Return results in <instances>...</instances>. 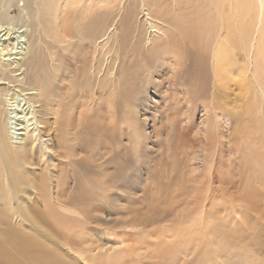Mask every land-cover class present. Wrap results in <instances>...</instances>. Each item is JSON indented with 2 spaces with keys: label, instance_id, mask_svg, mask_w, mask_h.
<instances>
[{
  "label": "bare ground",
  "instance_id": "obj_1",
  "mask_svg": "<svg viewBox=\"0 0 264 264\" xmlns=\"http://www.w3.org/2000/svg\"><path fill=\"white\" fill-rule=\"evenodd\" d=\"M12 1L0 0V264L127 263V256L133 253L135 258L138 257L143 243L150 247L151 239L146 240L143 235L135 238L136 247L127 245L116 250L112 240L109 241L105 236V230L108 226L116 225L117 220L122 221L126 233L135 234L144 228L131 224L136 221L135 201L132 199H142V203L144 196H137V190L130 191L131 186H126L128 182L139 184L141 179L138 183V174L118 179L113 175L117 171L113 170L112 174L109 168L102 171L101 177L96 171H86L88 165L83 168L84 174L79 169L83 164L79 162L82 160H76V154L83 148L91 149L89 160L94 166L110 161V155L104 152L105 145L101 141L104 126L97 122L94 114L102 118L109 108H113V114L110 115L112 119L118 104L128 109L141 106L146 111L150 93H160L157 79L166 77L168 74L162 73L171 67L172 74L166 77L172 83L171 92L174 96L175 92L183 97L186 95L185 103L194 105L191 94H182L183 90L192 83L191 76L198 85H204L208 73L199 74L201 79L193 73L178 74L180 65L174 66L173 63L183 56V50H196L201 54L200 59L208 60L209 64L205 67L213 76L215 87L225 88L227 82L235 79L240 80V87H245L249 54L247 45L251 48L256 43L249 54V63L255 62L256 73L264 78V0H173L171 7L175 10L167 9L166 12H175V16L162 13L156 7L155 0H135V4L128 8L127 18L120 25L114 22L116 18L110 16H114V9L121 0H106L108 12L97 14L84 28L74 33L67 28L66 17L79 0H37L34 2L35 10L27 6V23L30 17H34L31 12H35L37 18L32 23L36 30L31 27L34 33L29 34L28 38L18 35L22 30L15 38V34L11 36L14 17H9L6 10ZM99 1L88 0L86 10H92L88 5ZM164 1V5L169 8L167 0ZM250 11H253L252 17ZM134 14H138V17L132 25ZM28 25L32 26L30 23ZM36 32L47 37L51 46L44 47L43 41L40 43L39 37L35 36ZM70 37L84 40L91 49V55L87 56L85 52L80 59H74L73 66L80 70L79 74L72 72L69 63L73 60L65 55L66 51H73L68 44ZM115 43L121 44L122 48H117ZM115 46L119 52L114 49ZM44 49L48 51L47 59ZM246 50L248 52L244 54ZM143 51L147 63H143L144 57L141 63L146 65V71L153 69L148 75L153 74L157 79L148 80L144 76L146 74L139 71L144 66L138 65L137 68L134 67L136 61L131 63L139 54L142 56ZM129 61L130 65L127 63ZM197 84H194L196 88ZM134 98L136 105H133ZM94 106L97 109L91 112ZM243 112H247V109L243 108ZM140 128L145 131L144 123H141ZM92 134L95 136L91 137ZM126 138L131 139L129 133ZM256 145L262 144L258 142ZM124 153L122 151L119 154ZM261 156L255 160L259 161ZM111 157L115 163L118 161L117 154ZM123 158L121 165L132 161L128 156ZM141 163L143 166H140V171L150 170L151 166L145 165L149 164L147 157H143ZM189 168L192 170L190 174L183 178L181 174L176 180L177 184L180 179L182 184L190 183V186L181 189L180 197L172 203L196 205L197 191L202 189V185L205 194L201 200L206 202L205 205L208 203L212 207V203L224 198L226 183L231 181L227 179L226 172L220 170L221 167L212 169L216 175L209 172L210 168L203 175H195L196 166H193L192 161H189ZM253 171L256 179L260 171L254 166L250 176ZM171 175L174 174L171 172ZM214 180L218 182L219 190L216 197L213 193L216 187H212ZM249 180L251 182L252 179ZM122 185L126 187L121 188ZM143 189H140L141 192H145L146 189ZM148 201L154 209L155 195L149 194ZM235 201H240L238 196ZM103 205H108L106 207L112 212V217H108L110 223L101 221ZM218 205L213 206L216 216L223 211L217 208ZM182 209L176 211L180 213ZM210 209H206V213L213 215ZM165 213L166 208L159 209L156 217ZM189 214L193 218L192 211ZM128 215L132 216L131 221H128ZM73 226L79 227L76 233L70 230ZM81 229H90L94 237L84 234L82 237L79 232ZM167 234L176 236L175 231ZM192 234L194 229H181L179 237L183 238L179 242L190 239ZM76 235L81 237V242L76 240L73 243ZM162 245L165 247L167 242L166 245L159 244L160 247ZM151 250V253L157 251L155 248ZM174 251L165 247L159 256L168 261L172 259V262ZM68 257L75 261L69 262Z\"/></svg>",
  "mask_w": 264,
  "mask_h": 264
},
{
  "label": "rangeland",
  "instance_id": "obj_2",
  "mask_svg": "<svg viewBox=\"0 0 264 264\" xmlns=\"http://www.w3.org/2000/svg\"><path fill=\"white\" fill-rule=\"evenodd\" d=\"M134 1L135 0H121L120 4L114 9L115 17L110 16L113 19L116 18V21H114L115 23L118 22V25H120V22L121 24L124 23L128 16V8L135 4ZM155 1L156 7L160 9L162 13L167 16H175V12H166L167 9L175 10L171 7V4L174 3L173 0H167L169 8L164 5V0ZM34 2H37V0H13L9 3L10 5L6 12L9 17H14V23L12 24L13 30L11 31V33H13L11 36L15 34L13 38H15L20 30L24 32L18 35H23L25 38H28L29 34L34 33L31 32V27L32 30H36L35 26L32 24L35 19L37 20L35 12H31L34 14L35 18L32 16L30 17L31 19L29 18L28 20L32 26H29V23L26 21L28 17L27 8L29 9V7H31L35 10ZM87 2L88 0H79L78 3H76V7H70L71 11L66 18L67 28H69L71 33L81 30L89 23L91 18L97 17L99 14L106 13L109 10L108 7H106V0H100L94 5L90 4L91 6L88 5L94 12L89 8L86 10L85 5ZM227 2L228 1H226V11L228 9ZM249 14H251L252 17L253 11H250ZM137 15L138 14L133 15L132 25L136 22ZM17 17L20 18L18 19ZM132 25L129 26L132 27ZM35 36L39 37L40 43L43 41L44 47L51 46V41H48L49 39L47 37H42V35L37 32ZM250 41L251 39H249V43ZM68 44L70 45V49L73 50L72 53L71 51L65 52L66 58L68 57L69 59L71 58L70 60H73L69 63L70 69H72V72H75V74H79L80 70L73 66L74 59L76 57L80 59L85 52L87 56L91 55V49L87 47L84 40L80 41L71 37L68 39ZM116 45H118V47L115 46L114 49L119 52V49L122 48L121 44ZM247 46L250 54L254 47L252 46L250 48L249 45ZM116 47L119 49H116ZM81 48H84L85 51L82 52ZM245 49L246 47H244V50ZM248 50L243 51L244 54L248 52ZM189 52L188 50H183V56H180L179 60H173V65H180L178 74L193 73L199 75L208 73L206 76L207 79L204 78V81L206 80V84L204 83V85H198L196 79H193V76H188L191 81L193 80L192 83L195 82L189 84V86H187L189 88L183 90L182 94H191L192 102L195 104L188 105V103H185L186 95L183 97L179 92H175L174 96V93L171 92L170 86L172 83L169 82L166 77L172 74L173 67L165 69L162 74L168 75L166 77L164 76V78H162V76L160 78L161 80L157 79L153 74L148 75L151 74L153 69L147 70V73L146 65H142V61H144L143 63H147V59L144 57L146 53L143 51L142 56L139 54V56L135 57L136 60H131V63L132 61H136L135 66H133H137V68L138 65L144 66L139 68V71L142 74H146L144 76L148 80L157 79L159 81L160 93L158 95H154L152 92L150 93V100L146 111L143 110L141 106H132L131 109H128L118 104L115 107L114 117L112 119L110 115L113 114V108H109L108 112H105V109V114L102 118H98L94 114L97 122L104 126L101 141H103V145H105L104 152L110 155V157H108L110 161L109 163L104 162V164L101 162V164L94 166V163L89 160L91 149L83 148L76 154V160H82L79 162L83 164L79 169L83 174L85 173V169L86 171L87 169H91L98 173V177H101L102 171L109 168L112 170V174L114 173L113 170L118 172L113 174L118 179L129 178L137 174L139 175L138 183L141 179L139 184L128 182L130 184L127 183L126 186L128 188L129 185L131 186L129 188L130 191L137 190V196H144L142 203V199H132L135 201L134 210L136 211V221L131 223L133 225L138 224L140 227L144 226V228L135 234L126 233L122 228V221L117 220L116 225H113L114 227L108 226L107 230H105V236L109 238V241L112 240L111 242L116 250H120L127 245L136 247L135 238L138 239L139 237H143V235L146 237V240L147 238L151 239V243H149L150 247H146L143 243L144 246H142V249L137 253L139 256L135 258V255L132 253V256H127V263L123 264H128V262L131 264H264V158L262 157L264 155V78L256 73L254 68L255 65H253L255 62L249 63L248 54V73L245 78V87H240V80L235 79L231 82L226 80V82H229L226 83L225 88L220 86L224 89L223 90L220 87H215L216 83L214 84L213 76L205 67L207 63L209 64L208 60L204 58L200 59L201 54L196 50ZM44 53L47 59L48 51L45 50ZM142 57H144L143 59L145 60H142ZM119 62L117 58L118 66L120 65ZM127 63L129 64L130 61ZM149 66L152 67V65ZM116 72L118 73V69ZM226 73L228 72L226 71ZM201 78L202 76H200V79ZM194 84L198 85L197 88ZM221 92L223 95H221ZM224 92L226 94H224ZM132 101L133 105L137 104L135 98ZM243 108L247 109V112H243ZM96 109L97 107L94 106L91 112H94ZM141 123L145 125L144 132L140 128ZM127 133L131 136V139H129L130 141L126 138ZM90 136L94 137L95 135L92 134ZM260 141L262 143H260ZM258 142L262 145L257 146L256 144ZM259 146H263V148ZM237 150L242 151V153L237 152ZM122 151L126 153L123 155L119 154ZM244 151H246L245 155ZM112 154H117V158L119 157L116 163L112 161ZM144 154H148V156ZM259 155L261 158L259 161H256L255 159ZM127 156L132 161L121 165L124 160L122 157ZM143 157L149 159V164L147 163L145 165L147 167L150 165V170L140 171V166H143L141 163ZM246 157L248 160L244 162V160L247 159ZM251 159L253 163L250 162ZM189 161H192L193 166H196L194 171L195 175L205 174L207 168H210V173L213 172L216 175L212 169L215 170L218 166L221 167L220 170L226 172L227 179L231 181L229 184L226 183L224 198L221 197L219 201L212 203V207H210L211 204L208 203L205 205L206 202L201 200L203 198L202 196L205 194V191H203L204 185H202V189H198L199 193L197 191L198 199L195 202L196 205L193 206V203L187 205L172 203V201L180 197L179 192L181 189L183 190V188L190 186V183L182 184L180 179L177 184L176 180L179 175L182 174L183 178L192 172L191 168H189ZM251 164H253L252 167L255 166L256 169L260 171L259 174H256L258 175L256 179H254L255 171H253L252 176H250L252 169ZM87 165L88 167H85ZM84 167L85 169H83ZM152 167L154 171H151L153 170ZM171 172L174 174L173 176ZM248 178L252 179L251 182ZM217 183L218 182L214 180L212 184L213 188L216 187V189L213 190L215 197L219 194ZM250 184H252V188H250ZM126 186L123 187L122 185L121 188H125ZM141 188H144L143 190L146 189L145 192H141ZM247 190L249 191L247 192ZM151 193L155 195V205L157 207L154 205V209L150 207V202L148 201L149 194ZM184 196L185 195H183L182 198ZM237 196L240 201H235ZM217 204H220L217 208L223 210L221 213L217 214L218 216L214 214L215 212L213 209V206ZM106 206H104L106 209L104 207L102 208L104 214L103 212L101 213V221L110 223L108 217H112V212L110 209L108 210ZM181 207H183V209L178 213L176 209H181ZM163 208H166V213L159 218L156 217L157 211ZM209 208H211L210 212L213 215L206 213V209ZM240 210L243 214H241ZM191 211L193 218H190L191 215L189 213ZM127 217L128 221H131L132 216L128 215ZM73 227L70 228V230L76 233L79 227ZM181 229H183V231L184 229H188L189 231H193L194 229V235L192 234L193 236L188 240L179 242V240L183 238V236L179 237ZM169 231H175L176 236L168 235L167 233H169ZM79 232L80 235L82 234V237H94L90 229H81ZM66 233L70 235L69 231ZM78 235L74 237L73 243H75L76 240L81 242V237L79 236V238ZM125 236L130 239H125ZM160 242L165 243V247H170L173 251L179 242V250L177 248L174 251V261L171 262L172 259L168 261L160 258L159 253L165 250V247H163L164 245H162V247L159 246V244H161ZM151 248H155L157 251L151 253ZM144 255L149 257V259L147 257L144 258ZM75 256H77V254ZM139 257H141V260ZM67 260L69 262L75 261L74 258L71 257H68Z\"/></svg>",
  "mask_w": 264,
  "mask_h": 264
}]
</instances>
